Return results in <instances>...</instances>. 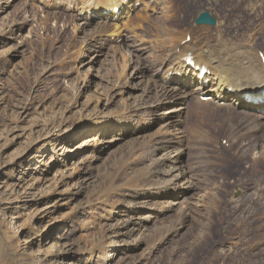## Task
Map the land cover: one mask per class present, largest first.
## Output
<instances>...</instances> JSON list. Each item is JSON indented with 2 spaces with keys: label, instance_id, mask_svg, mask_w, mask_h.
Here are the masks:
<instances>
[{
  "label": "rangeland",
  "instance_id": "374dc122",
  "mask_svg": "<svg viewBox=\"0 0 264 264\" xmlns=\"http://www.w3.org/2000/svg\"><path fill=\"white\" fill-rule=\"evenodd\" d=\"M88 1L0 0V259L264 264V125L193 97L176 118L183 143L159 149L174 140L164 125L177 107L156 105L150 83L165 75L167 65L155 72L171 46L155 44L145 22L148 34L124 31L141 48L137 61L127 47L117 53L122 39L92 38L97 16L87 28L77 22ZM174 2L177 18L196 4L195 28L203 12L217 25L229 16L210 0ZM248 2L250 12L261 4ZM134 3L159 17L147 13L151 0ZM179 165L187 179L171 183H182L178 198H150Z\"/></svg>",
  "mask_w": 264,
  "mask_h": 264
},
{
  "label": "bare ground",
  "instance_id": "6f19581e",
  "mask_svg": "<svg viewBox=\"0 0 264 264\" xmlns=\"http://www.w3.org/2000/svg\"><path fill=\"white\" fill-rule=\"evenodd\" d=\"M210 1L212 5L218 6L222 12L228 10L229 15L224 24L215 25L213 29L208 25L198 28L190 26L189 20L193 17V9L196 6L193 2L185 6L182 16L178 12L181 17H175L174 0H151L152 5H148L146 9L147 13L148 10L156 14L159 12V17L155 19L151 15L144 16L140 12L136 13L134 0H100L99 3L89 0L84 3L81 9V17L76 19L78 23H82V28H87L89 24L87 22L91 20V17L97 16L99 26L93 31L94 34L91 37L100 43L106 42L107 39L116 41L122 39V43L116 47L117 53H123L124 48L127 47L131 54H134L131 59L136 61L141 48H136L137 43L133 44L134 41L128 40V38L123 40L124 31L139 30L146 34L143 23L147 22L150 24L151 32L149 35L153 42L163 47L171 46V58L155 72V76H157L160 69L167 65L165 75L159 78V83L156 80H153L152 84L150 83L156 93V105L168 103L172 107H177L166 111V115L171 117L165 120L164 125L165 134H173L174 140H160L161 148L159 149L164 150L169 146L173 147L174 144L183 143V132L176 130L178 133H174L177 127L176 118L184 114L188 105H186L187 100L193 97L198 99L197 105L199 107L209 105L202 103L201 99L210 97L216 107H225L231 112L251 118L252 122L259 126L264 125V109L260 111L256 106L248 104L247 99L253 93L255 95L256 91L262 90L264 86V65L257 49L260 40L264 38V0H259L261 4L253 7L252 12L249 8L251 3L248 0ZM115 8L123 9L119 16L112 12ZM238 13L240 16L237 15ZM233 18L240 19L239 23L230 26V19ZM74 26L76 30L81 31L79 25ZM139 31L133 35L134 38L139 39ZM188 37L191 38L190 42H185ZM189 56L193 57L197 66H206L210 75L202 79L199 72L190 69L186 63ZM133 60L125 58L126 67L130 66ZM146 70L145 67H140L138 70L139 78L145 76ZM174 85L176 86L174 87ZM90 146L84 147V150ZM60 155L63 156V154ZM182 170L179 165V167L171 168L168 173L166 172V175H172L176 172L178 174L171 181H166L164 186L160 187L161 189L159 188L149 197L154 199L160 196L178 198V195L175 194L180 191L181 181L186 182L187 179V173ZM179 179L181 181L178 187L171 184L175 181L178 183ZM4 256H6L5 252ZM3 262V258H1L0 264Z\"/></svg>",
  "mask_w": 264,
  "mask_h": 264
},
{
  "label": "water",
  "instance_id": "95a60500",
  "mask_svg": "<svg viewBox=\"0 0 264 264\" xmlns=\"http://www.w3.org/2000/svg\"><path fill=\"white\" fill-rule=\"evenodd\" d=\"M197 25H216V20L207 12L202 13L197 19H196Z\"/></svg>",
  "mask_w": 264,
  "mask_h": 264
}]
</instances>
